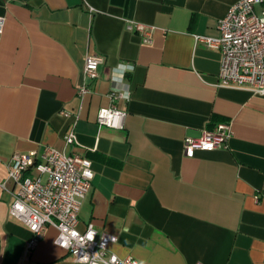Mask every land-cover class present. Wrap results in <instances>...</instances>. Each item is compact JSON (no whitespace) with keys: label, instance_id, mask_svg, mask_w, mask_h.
Returning <instances> with one entry per match:
<instances>
[{"label":"crops","instance_id":"0c3cea01","mask_svg":"<svg viewBox=\"0 0 264 264\" xmlns=\"http://www.w3.org/2000/svg\"><path fill=\"white\" fill-rule=\"evenodd\" d=\"M235 1L0 0V264H80L54 225L24 256L30 231L8 211L12 155L46 145L90 159L77 227L115 235L118 256L264 264V94L218 85V50L195 40L217 37ZM127 21L151 25V42ZM88 54L103 57L91 80ZM120 63L135 69L123 78L130 102L112 79ZM110 104L125 114L121 128L96 122ZM218 122L230 124L226 146L186 156L183 139Z\"/></svg>","mask_w":264,"mask_h":264},{"label":"built area","instance_id":"2783aa9c","mask_svg":"<svg viewBox=\"0 0 264 264\" xmlns=\"http://www.w3.org/2000/svg\"><path fill=\"white\" fill-rule=\"evenodd\" d=\"M256 6L259 7L258 10ZM3 25L4 17L0 15V32ZM125 28L139 33L144 42H151V25L127 21ZM218 29L217 37L195 35L196 41L218 50L220 54L218 85L246 88L264 94V0L235 1L220 18ZM102 62L101 55L88 54L83 67L85 78H96L98 66ZM88 91V85L84 83L77 88L76 93L82 96ZM115 94L112 92L111 95L116 96ZM101 108L124 113L114 104ZM101 108L96 114L98 126L116 128L99 118ZM62 113L67 114L65 111ZM230 134V124L218 122L210 129H202L198 136L185 137L184 154L192 156L196 150L225 147ZM75 139V132L70 129L64 137L66 144L74 143ZM92 177L90 159L76 152L63 153L46 145L41 151L32 149L12 155L6 177V181L12 183L8 211L30 231L24 256L32 252L48 225L57 227L56 240L61 235V226L74 229L83 237L91 225L96 235L86 249H81L75 242L70 247L58 244L74 261L80 262L81 255L87 251L90 255L89 264L92 259H95V264H139L131 256L120 257L109 251L108 245L112 242L111 237H115L116 241L115 235L106 232L97 235L91 222L86 224L84 230L78 229L80 200L89 192ZM18 203L24 205V211L17 208ZM102 243L105 244L104 248H101ZM96 253L95 257H91Z\"/></svg>","mask_w":264,"mask_h":264},{"label":"clouds","instance_id":"9594fccd","mask_svg":"<svg viewBox=\"0 0 264 264\" xmlns=\"http://www.w3.org/2000/svg\"><path fill=\"white\" fill-rule=\"evenodd\" d=\"M134 70L135 69L133 65L126 63H120L116 65L112 70V79L118 85H121L120 88L121 98L129 102L131 101V96H132L131 86L124 85L123 78L126 73L133 72ZM98 115L101 120H106L111 127L119 128L122 127V120L125 114L119 111H113L110 109L101 108L99 110ZM17 208L20 209L21 211H24L23 204L18 203ZM61 227H62L61 235L57 240H55V243L62 244V246L64 247H70L75 242L77 245H79L81 249H86L87 246L89 245V242L94 241L96 235L91 225L89 226L87 233L83 237H81L80 234L74 229H69L66 226H61ZM111 239L112 242H115V237H111ZM104 247L105 244L102 243L101 248ZM96 255L97 253L91 257H95ZM89 261H90V255L88 254L87 251H84L83 254L81 255L80 264H89ZM113 261H115V257H113ZM91 264H95V259H92Z\"/></svg>","mask_w":264,"mask_h":264},{"label":"rangeland","instance_id":"374dc122","mask_svg":"<svg viewBox=\"0 0 264 264\" xmlns=\"http://www.w3.org/2000/svg\"><path fill=\"white\" fill-rule=\"evenodd\" d=\"M259 9V7L258 6H256V10H258Z\"/></svg>","mask_w":264,"mask_h":264},{"label":"snow or ice","instance_id":"6c2138e0","mask_svg":"<svg viewBox=\"0 0 264 264\" xmlns=\"http://www.w3.org/2000/svg\"><path fill=\"white\" fill-rule=\"evenodd\" d=\"M207 147H211L210 145H207Z\"/></svg>","mask_w":264,"mask_h":264}]
</instances>
